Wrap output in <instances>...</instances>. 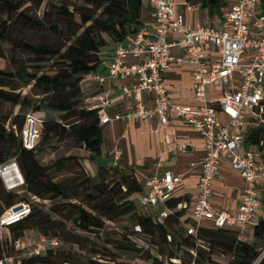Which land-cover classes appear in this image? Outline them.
I'll list each match as a JSON object with an SVG mask.
<instances>
[{"label":"trees","instance_id":"trees-1","mask_svg":"<svg viewBox=\"0 0 264 264\" xmlns=\"http://www.w3.org/2000/svg\"><path fill=\"white\" fill-rule=\"evenodd\" d=\"M199 1L210 15L221 14L228 3ZM0 5L8 14L0 29V40L17 26L44 34L39 41L21 37L15 42L33 57L32 68L0 67V100L21 108L31 106L42 127L40 140L30 149L21 138L25 116L11 117V112L0 115V164L15 158L26 192L20 196L14 188L5 189L0 174V215L16 203L26 202L31 207L24 218L9 226L14 235L0 239V258L14 248V238L32 229L60 238L63 245L39 254H22L14 264H85L82 256L91 258L98 252L86 249L87 236L74 227L97 235L106 228L107 220L127 215L157 250L152 252L131 243L127 234L118 239V247L153 264H190L193 249L203 264H264V215L253 227L252 240L240 238L239 230L231 226L200 225L196 233H188L184 223L190 221V217H184L188 206L181 205L187 198H169V212L162 218L153 210H141L132 197L142 187L134 169L98 162V171L92 175L77 154L61 155L47 164L38 158L44 144L66 136L89 150L90 159L101 155L104 133L99 124L100 111L83 105L86 95L100 89L94 84L96 80H86L85 75L100 67L103 47L125 41L144 27L146 0H0ZM16 79L32 83L34 95L39 96L16 91ZM45 110L58 116L46 117ZM250 121L244 144L263 150L264 123H256L253 116ZM63 171L70 174L59 177ZM28 193L50 200V205L46 208L41 202L31 201ZM176 258L180 262L173 261ZM113 261L129 264L115 254Z\"/></svg>","mask_w":264,"mask_h":264},{"label":"built area","instance_id":"built-area-1","mask_svg":"<svg viewBox=\"0 0 264 264\" xmlns=\"http://www.w3.org/2000/svg\"><path fill=\"white\" fill-rule=\"evenodd\" d=\"M146 1L152 9L153 27L144 26L117 44L107 62L108 75L132 79L131 84L122 88L133 102L126 117L157 120L165 125L181 119L204 138L205 154L197 163L201 170L199 193L187 216L192 222H184L188 233H196L203 221L211 220L215 226L237 228L240 238H244V230L260 212L259 184L264 182L262 152L258 148H243L251 116L256 123H264V0H233L220 25L207 23L195 27L184 22L173 0ZM174 47L181 49L183 56L172 54ZM182 59L192 66L193 96L197 102L194 105L172 100L164 77V72ZM85 79L102 82L105 76L90 72ZM145 93L152 95L151 106L146 104ZM111 101L110 91L101 89L86 95L83 105L100 111L99 124L103 126L124 116L107 112ZM220 112L225 114V120ZM39 137V121L30 113L21 131L24 146L33 149ZM120 153L117 148L116 159ZM223 158L230 160L245 182L236 212L216 209L211 199ZM12 168L19 169L15 158L9 164H0V174L7 185L18 181ZM181 181L182 176L170 170L155 172L132 197L143 211L159 209L163 204L164 209L157 212L162 218L169 212L166 201ZM30 209L29 203L20 202L1 214L0 239L6 237L4 230L24 218ZM13 245L22 254L33 255L62 246L63 241L42 234L21 235L14 238ZM192 253L190 264H203L196 259L194 249ZM14 262L15 257L6 253L0 258V264Z\"/></svg>","mask_w":264,"mask_h":264},{"label":"crops","instance_id":"crops-1","mask_svg":"<svg viewBox=\"0 0 264 264\" xmlns=\"http://www.w3.org/2000/svg\"><path fill=\"white\" fill-rule=\"evenodd\" d=\"M173 1L176 11L183 16L184 22L195 27L207 23L215 26L220 25L224 12L228 10L230 2L233 0H228L226 6L222 7V13L216 15H210L208 9L204 8L199 0ZM153 25L152 9L148 5L144 26L151 29ZM116 48L117 44H112L101 49L103 61L95 73L104 75L105 80L95 81L94 84L100 90L110 91L112 101L107 112L112 116L117 113L124 114V116L103 125L104 142L100 156L95 157L94 160L90 159L88 157L90 151L83 146L88 151V163L84 162V165L95 166L98 162H105L124 169H134L141 186L145 183L146 178L155 172L162 173L170 170L173 174L182 176V181L173 192V197L187 198L188 201L181 204L188 206L184 216L187 217L199 193L201 170L197 163L202 160L205 154L204 138L193 126L181 119H175L165 125L157 120H135L125 116L131 110L133 102L123 93L122 88L124 84H131L132 79L108 75L107 62L112 58ZM172 54L178 57L183 56L182 50L176 47L172 48ZM164 77L170 86L169 93L172 100L193 105L197 103L193 96L192 66L187 60L182 59L174 62L173 67L164 72ZM145 101L148 106L152 105L150 93H145ZM220 117L222 120L226 119L222 112H220ZM183 144L186 147H182ZM117 148L121 150V153L116 159L115 150ZM243 148L255 147L244 144ZM260 151L264 156L263 150L260 149ZM96 172L91 174L95 175ZM244 183L239 172L232 168L230 160L223 158L219 172L214 179V191L211 198L214 207L219 210L236 212L243 196ZM259 198L261 200L260 212L244 230V239H253V227L264 215V182L259 184ZM159 209L163 210L164 205L161 204ZM159 209L152 210L157 214ZM203 225H213V221L205 220Z\"/></svg>","mask_w":264,"mask_h":264},{"label":"rangeland","instance_id":"rangeland-1","mask_svg":"<svg viewBox=\"0 0 264 264\" xmlns=\"http://www.w3.org/2000/svg\"><path fill=\"white\" fill-rule=\"evenodd\" d=\"M226 6V5H225ZM148 9H146V12ZM43 7L40 8L39 14H42ZM8 14L1 8L0 5V29L3 27V21L8 19ZM43 33H37L35 31H26L22 27L17 26L14 27V29L11 30V32L0 40V67L4 68L6 70H16L20 68L23 65L29 66L32 68L33 64V57L29 52H26L24 50H21L15 45V42L18 41L21 37L31 39L33 41H39L43 38ZM53 59L48 60L46 64L48 65L50 62H52ZM18 87L16 91L21 92L23 94H30L31 96H39L34 95V92L32 91V83H25L24 81H21L19 79H16L14 82ZM9 88V87H7ZM7 112H11V117L15 116L16 114H19L20 116H25V123L27 121L28 115L33 112L32 107H25L21 108L20 105H14L10 102H6L4 100H0V115H4ZM46 117H57V112H52L49 110H45ZM45 117V118H46ZM41 126H40V133H41ZM262 137L264 138V132H262ZM41 138V135L39 137V140ZM264 152V148H263ZM67 154H77L82 157V163L84 162L88 163L87 160V154L88 151L83 148V145L75 143L73 138L71 136H66L64 138H56L52 140L50 143H46L43 146V149L38 152V158L41 163L47 164L54 160L56 157L61 155H67ZM12 159L9 158L6 163H11ZM108 164V163H107ZM112 165V164H109ZM85 166V165H84ZM87 172L90 174L93 172L98 171V164L95 166L86 165L85 166ZM16 173V172H14ZM97 173V172H96ZM70 173H66L65 171L60 172L58 174L59 177L63 175H67ZM17 176V173L15 174ZM18 178V176H17ZM17 185L13 187L19 195L25 194L24 190V183L23 181H20L17 179ZM4 187L5 189H8V185L4 180ZM31 201L34 202H41L43 203L46 208L50 205V200H42L38 199L35 196L31 195L30 193L27 194ZM191 222L192 220L189 219ZM70 225V224H69ZM77 232L80 234H83L87 236L86 243V249L91 252L92 250H97L98 253H93V256L91 257L92 260H97L101 264H116L113 261L114 254L118 256V260H123L129 264H153L151 261H148L142 257H138L133 252L126 251L122 248L118 247V239L124 236V234L128 235V239L131 243L136 244L139 247H142L144 249H151L152 252H155L157 250V247L152 244L150 238L137 230V227L134 225L133 220L130 216H124L122 218H118L114 221L107 220V226L103 231H100L99 234H95L90 231H82L74 227ZM27 235L38 237V233L32 229L27 230ZM4 235L6 237H12L14 233L11 231L10 227L6 228L4 230ZM126 239V238H125ZM128 242V241H127ZM9 255L14 256L15 258H19L22 253L16 250L15 248L9 249ZM83 254V253H82ZM104 254H108L111 257H104ZM180 254H182L180 252ZM221 258H225V256H220ZM85 264H95L93 261H91V258H88L87 256L81 257ZM173 261L180 262L179 258L173 259ZM203 263V262H202ZM167 264V263H166Z\"/></svg>","mask_w":264,"mask_h":264},{"label":"bare ground","instance_id":"bare-ground-1","mask_svg":"<svg viewBox=\"0 0 264 264\" xmlns=\"http://www.w3.org/2000/svg\"><path fill=\"white\" fill-rule=\"evenodd\" d=\"M12 170H13V172H16V173H17L18 179H19L20 181H23V180H24L23 175H22L20 169L12 168ZM8 182H9V181H8ZM17 184H18V183H13V184H10V183H9L8 186L13 187V186H15V185H17Z\"/></svg>","mask_w":264,"mask_h":264}]
</instances>
